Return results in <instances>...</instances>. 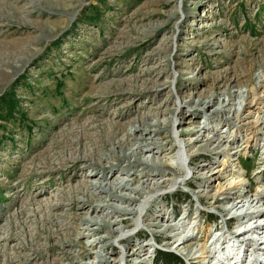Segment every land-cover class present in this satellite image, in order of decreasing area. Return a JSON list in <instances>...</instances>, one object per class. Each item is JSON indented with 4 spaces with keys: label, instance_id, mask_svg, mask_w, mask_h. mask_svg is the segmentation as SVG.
<instances>
[{
    "label": "rangeland",
    "instance_id": "1",
    "mask_svg": "<svg viewBox=\"0 0 264 264\" xmlns=\"http://www.w3.org/2000/svg\"><path fill=\"white\" fill-rule=\"evenodd\" d=\"M0 119V264H264V0H0Z\"/></svg>",
    "mask_w": 264,
    "mask_h": 264
},
{
    "label": "bare ground",
    "instance_id": "2",
    "mask_svg": "<svg viewBox=\"0 0 264 264\" xmlns=\"http://www.w3.org/2000/svg\"><path fill=\"white\" fill-rule=\"evenodd\" d=\"M261 65L262 64L260 62L255 63V64H252V66L250 67V70L247 71V72H250V71H252V70H254L256 68H259ZM206 104H207V106H211L212 101H209ZM154 119H157V117H155V116H147L145 118L140 119L139 122H138V125H136V126L134 125V134L133 135H131L129 133L123 134V139L122 140H120V139H118V137L114 136V134H113L114 127L107 126V134H108L109 137L111 136L110 137L111 138V143L110 144L112 146H116L119 149H121L122 146H123V144H125L126 141L130 137L134 136L135 139H136L138 136H143L144 134H150V133H152L153 131L151 130V128L158 127V124L157 123H153ZM85 131H88V129L87 128L83 129V132L80 134V138L77 139V140H74V141H72L70 143L69 149H66L65 150L66 151V155L68 157L69 156L75 157L78 154L82 156V157H80L79 159H77L75 161V166H77L78 164H82L83 165V169L81 171H82V177L85 178V179L91 177L93 179L94 178L95 179L101 178V179H105L106 180L108 178V176H114L117 172L114 169H112L114 166H113V164H111L109 162L111 160H113V161H115V162L118 163L121 160H127L128 159L127 156L123 155L122 157H120V156L119 157H116L115 152L112 151V154L113 155H102L101 156V160H100V162H102L101 163L102 165L106 162V163L110 164L111 167L110 168H107V167H104V168L97 167L98 165H100V163L99 162L92 163V161H90V160H91V158L93 156L99 155V153L102 150V147L103 146L100 149L97 146V143H93L92 142V144H89L90 146L87 145V144H84V142H87L88 141V138H87V136L84 133ZM124 138H126V141H125ZM100 143L101 144H105L106 141H103V140L101 141L100 140ZM79 146H81V148H79ZM110 169H112V170H110ZM75 171L76 170H74V172ZM68 180L69 181H67V182L69 183L71 180H70V178H68ZM41 185H43V182H41ZM91 185H92V188L95 189V190H104V186H102V183H100V182H97V183L91 184ZM54 190H57V188L56 189L54 188ZM80 193H82V192H80ZM82 194L84 195V193H82ZM240 197H242V196L240 195ZM64 198H65V201L71 202V200H72L69 193L64 194ZM260 199H262V198H260ZM87 200L85 201L84 199H82V201H80L83 207H86L87 206V202H88ZM61 207H63V206L62 205L51 206V207H48L47 208V211L50 213L49 210L53 211L54 209L61 208ZM43 212L48 213V212L44 211L41 208L39 210H35L34 211V213L36 215H39V214H41ZM19 214H20L21 217H24L26 215V210H25L24 207H20ZM262 214H264V213H261V214H258V215H262ZM41 221L45 223L47 220L45 218H43V219H41ZM10 227H11L10 230H14L15 231V229H18L19 228V223L16 224L15 226L14 225H11ZM1 230H3V228H1ZM12 239H13V236L11 234L10 236L6 237L4 240L5 241H10Z\"/></svg>",
    "mask_w": 264,
    "mask_h": 264
},
{
    "label": "trees",
    "instance_id": "3",
    "mask_svg": "<svg viewBox=\"0 0 264 264\" xmlns=\"http://www.w3.org/2000/svg\"><path fill=\"white\" fill-rule=\"evenodd\" d=\"M8 108L11 110H8L10 114L14 113L12 112L14 107L10 105ZM213 221H215V219H213ZM155 254V264H183L182 260L173 253L157 250Z\"/></svg>",
    "mask_w": 264,
    "mask_h": 264
}]
</instances>
